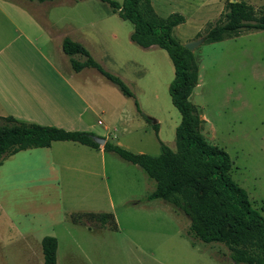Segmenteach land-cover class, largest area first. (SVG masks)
I'll list each match as a JSON object with an SVG mask.
<instances>
[{"label": "rangeland", "instance_id": "obj_1", "mask_svg": "<svg viewBox=\"0 0 264 264\" xmlns=\"http://www.w3.org/2000/svg\"><path fill=\"white\" fill-rule=\"evenodd\" d=\"M74 1L70 18L85 22L90 55L133 93L125 97L93 69L76 79L88 84L77 86L94 109L87 114L95 127L91 133L135 154L159 156L161 144L175 150L181 115L169 93L174 67L166 51L134 44L133 25L107 4ZM227 1L152 4L160 17L185 16L173 31L179 43L202 40L194 50L199 84L190 100L205 121L204 138L229 154L232 179L264 217V31L206 43L209 29L224 20ZM235 1L264 10V0ZM107 126L109 134L103 130ZM81 145L5 158L0 166V264H44L41 241L46 236L58 239V264H236L224 244L191 237L183 212L162 200L148 201L155 182L141 168L116 153L102 156ZM46 159L79 170L51 171L41 165ZM83 160L85 167L78 164ZM83 213L113 214L117 228L74 224L72 216Z\"/></svg>", "mask_w": 264, "mask_h": 264}, {"label": "trees", "instance_id": "obj_2", "mask_svg": "<svg viewBox=\"0 0 264 264\" xmlns=\"http://www.w3.org/2000/svg\"><path fill=\"white\" fill-rule=\"evenodd\" d=\"M43 3L53 0H30ZM107 4L119 18L133 25L131 41L148 49L158 47L168 54L174 79L169 93L173 106L181 115L176 131V148L161 144V154H135L106 142L105 152H113L125 161L138 166L155 182L148 201L162 200L183 212L190 220L189 235L203 243H221L230 250L236 264H264V217L253 208L248 193L231 177L232 160L222 148L210 144L202 134L205 122L190 98L199 84V65L194 52L189 51L173 36V31L186 22L181 13L160 17L152 0H99ZM249 31H264V10L252 5L227 1L224 20L209 29L205 42L218 43ZM62 50L71 58L75 72L96 69L128 98L133 93L117 76L106 72L82 45L66 38ZM81 56L85 61H76ZM137 105V103H136ZM138 106V105H137ZM157 131V128L154 127ZM88 132L27 124L13 117H0V166L5 158L31 149L50 148L52 143L67 141L93 149L100 145ZM72 222H83L116 230L113 214H74ZM58 239L46 236L41 241L44 264H58Z\"/></svg>", "mask_w": 264, "mask_h": 264}, {"label": "crops", "instance_id": "obj_3", "mask_svg": "<svg viewBox=\"0 0 264 264\" xmlns=\"http://www.w3.org/2000/svg\"><path fill=\"white\" fill-rule=\"evenodd\" d=\"M73 3L76 1L0 0V117L66 131L91 133L95 130L94 125L88 123L87 115L93 114L94 109L78 87L88 84L75 81L81 80L85 71L97 70L85 68L75 72L71 58L62 50L63 40L69 38L89 51L85 22L70 18L74 7L69 6ZM103 130L108 133L110 127ZM70 143L80 145L60 141L40 150L50 151L55 145ZM89 149L102 156L105 154L103 147L97 151ZM34 150L38 149L27 151ZM46 161L41 165L51 171L75 169L53 159ZM78 164L85 167L84 160Z\"/></svg>", "mask_w": 264, "mask_h": 264}, {"label": "water", "instance_id": "obj_4", "mask_svg": "<svg viewBox=\"0 0 264 264\" xmlns=\"http://www.w3.org/2000/svg\"><path fill=\"white\" fill-rule=\"evenodd\" d=\"M202 43V40L193 41L187 44H184V47L187 48L189 51L194 52L195 48L199 46ZM93 140L99 144L101 147H103L106 143V140L99 137H93Z\"/></svg>", "mask_w": 264, "mask_h": 264}]
</instances>
